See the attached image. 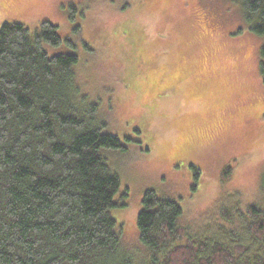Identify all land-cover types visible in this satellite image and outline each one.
Listing matches in <instances>:
<instances>
[{"label": "rangeland", "instance_id": "1", "mask_svg": "<svg viewBox=\"0 0 264 264\" xmlns=\"http://www.w3.org/2000/svg\"><path fill=\"white\" fill-rule=\"evenodd\" d=\"M45 20L64 37L48 51L79 56L80 96L127 147L106 151L126 202L112 209L124 249L147 262L138 216L148 189L177 199L193 231L243 232L239 214L230 221L222 208L264 206V37L242 3L0 0V29L22 21L35 32Z\"/></svg>", "mask_w": 264, "mask_h": 264}, {"label": "trees", "instance_id": "2", "mask_svg": "<svg viewBox=\"0 0 264 264\" xmlns=\"http://www.w3.org/2000/svg\"><path fill=\"white\" fill-rule=\"evenodd\" d=\"M238 1L264 37V0ZM63 41L48 20L35 32L22 21L0 29V264H142L112 215L126 202L117 200L121 179L106 151L127 147L104 131L99 104L80 96L79 56L46 47ZM260 71L264 81V45ZM236 213L243 232H196L180 223L177 199L148 189L138 216L145 264H264V206L222 208L230 221Z\"/></svg>", "mask_w": 264, "mask_h": 264}]
</instances>
